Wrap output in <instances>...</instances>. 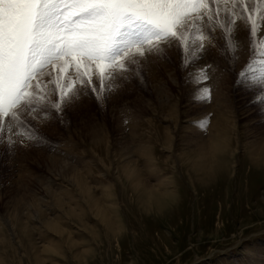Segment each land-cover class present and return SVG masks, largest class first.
I'll use <instances>...</instances> for the list:
<instances>
[{"label": "rangeland", "instance_id": "rangeland-1", "mask_svg": "<svg viewBox=\"0 0 264 264\" xmlns=\"http://www.w3.org/2000/svg\"><path fill=\"white\" fill-rule=\"evenodd\" d=\"M208 6L202 51L130 55L103 102L21 117L46 143L0 140V264H264V0Z\"/></svg>", "mask_w": 264, "mask_h": 264}, {"label": "snow or ice", "instance_id": "snow-or-ice-1", "mask_svg": "<svg viewBox=\"0 0 264 264\" xmlns=\"http://www.w3.org/2000/svg\"><path fill=\"white\" fill-rule=\"evenodd\" d=\"M237 2L212 0L224 5V12L231 5L233 15ZM220 11L217 7L213 13L208 0H0V140L7 137L10 148L15 136L24 137L21 143H46L34 129L21 130L26 127L22 116L38 119L48 105L63 111L61 103L51 99L56 93L61 102L71 103L91 88L103 102L130 55H160L161 45L172 44L182 45L185 53L202 51L208 39L203 26ZM248 18L255 48L258 20ZM259 43L264 45V38ZM261 51L264 54V48ZM260 71L264 73V66ZM97 73L99 90L93 85ZM197 76L209 79L206 70ZM196 100L211 103L210 88L199 89ZM48 118L45 113L44 119ZM197 126L206 135L207 117Z\"/></svg>", "mask_w": 264, "mask_h": 264}, {"label": "bare ground", "instance_id": "bare-ground-1", "mask_svg": "<svg viewBox=\"0 0 264 264\" xmlns=\"http://www.w3.org/2000/svg\"><path fill=\"white\" fill-rule=\"evenodd\" d=\"M209 139V138H208ZM206 141V140H205ZM210 144H208L209 146H217V147H219V145H220V142L219 141H213V139H210L209 141H208ZM206 143V142H205ZM201 146V145H200ZM214 147V148H215ZM210 148V147H209ZM209 148H208V150H209ZM214 150H216V148L214 149ZM201 151H203V150H201ZM198 152V151H197ZM204 157V156H203ZM207 157V156H206ZM131 172V171H130ZM77 180V179H76ZM91 200V199H90ZM93 204V203H92ZM14 229V228H13Z\"/></svg>", "mask_w": 264, "mask_h": 264}]
</instances>
